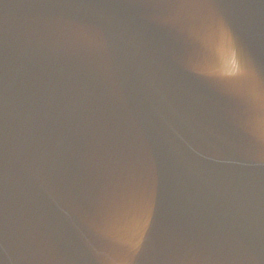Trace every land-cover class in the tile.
Here are the masks:
<instances>
[{"label": "water", "instance_id": "obj_1", "mask_svg": "<svg viewBox=\"0 0 264 264\" xmlns=\"http://www.w3.org/2000/svg\"><path fill=\"white\" fill-rule=\"evenodd\" d=\"M264 0H0V264H264Z\"/></svg>", "mask_w": 264, "mask_h": 264}, {"label": "snow or ice", "instance_id": "obj_2", "mask_svg": "<svg viewBox=\"0 0 264 264\" xmlns=\"http://www.w3.org/2000/svg\"><path fill=\"white\" fill-rule=\"evenodd\" d=\"M240 77H251L261 97H264V63L257 66L247 48L239 49Z\"/></svg>", "mask_w": 264, "mask_h": 264}]
</instances>
